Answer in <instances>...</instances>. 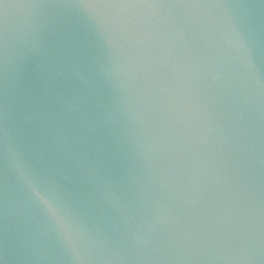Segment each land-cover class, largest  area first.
<instances>
[{"label":"water","instance_id":"1","mask_svg":"<svg viewBox=\"0 0 264 264\" xmlns=\"http://www.w3.org/2000/svg\"><path fill=\"white\" fill-rule=\"evenodd\" d=\"M0 264H264V0H0Z\"/></svg>","mask_w":264,"mask_h":264},{"label":"clouds","instance_id":"2","mask_svg":"<svg viewBox=\"0 0 264 264\" xmlns=\"http://www.w3.org/2000/svg\"><path fill=\"white\" fill-rule=\"evenodd\" d=\"M9 159L11 162V166L20 174L24 183L31 189L35 197L44 205L45 209L48 211V213L52 216L53 220L55 221L60 233L63 235L68 245L72 247L73 252L76 253V247L74 244V233L71 229V226L68 223H66L63 217L60 215L57 205L54 204L49 198H47L44 194L41 193L33 177L29 175L25 170V166L19 159L14 149L9 151ZM77 259H79L78 254H77Z\"/></svg>","mask_w":264,"mask_h":264}]
</instances>
